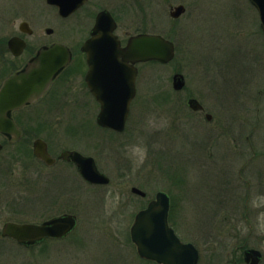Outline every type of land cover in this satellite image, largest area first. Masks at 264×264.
<instances>
[{
  "label": "rangeland",
  "instance_id": "374dc122",
  "mask_svg": "<svg viewBox=\"0 0 264 264\" xmlns=\"http://www.w3.org/2000/svg\"><path fill=\"white\" fill-rule=\"evenodd\" d=\"M178 1L188 10L175 33V58L140 65L143 78L133 109L139 116L130 119L126 131L99 126V105L92 100H42L27 108L30 119L20 120L23 138L0 152V264H157L138 255L130 228L159 190L172 197L170 224L183 241L196 245L198 264L233 259L245 264L244 244L264 254V33L259 13L249 0ZM0 7L3 17L30 16V0H0ZM51 26L53 41L75 44V21ZM76 63L77 58L71 67ZM176 72L186 76L182 91L173 88ZM189 96L205 103L213 118H194V163L173 168L172 136L180 102ZM37 137L50 143L55 156L73 148L94 157L111 182L89 184L74 166L39 163L31 155ZM176 151L179 160H187L188 152ZM11 153L18 157L13 164ZM132 186L147 196L134 194ZM66 209L78 211L80 219L66 240L25 248L1 235L8 220L37 222Z\"/></svg>",
  "mask_w": 264,
  "mask_h": 264
},
{
  "label": "flooded vegetation",
  "instance_id": "af4514ba",
  "mask_svg": "<svg viewBox=\"0 0 264 264\" xmlns=\"http://www.w3.org/2000/svg\"><path fill=\"white\" fill-rule=\"evenodd\" d=\"M179 5H184L185 9L178 17H176L174 13H176V7ZM187 10V5L183 2H179L178 0H30V16L26 14L23 16V18H18L3 17V10L0 7V92L6 80L15 73L23 70L28 65V63H30V61H32L38 55L41 48L48 47L53 43L58 42L66 44L72 52V60L70 64L56 74L49 88L40 98L37 99L38 101L28 104L22 108L10 111L9 116L14 120L18 127L22 129L24 136L25 130L20 124V120L22 121L23 119H30V113L26 111L28 107L33 106L42 100H92L99 105V111L96 115L97 120L98 114L101 110V97L110 96L114 94V92L117 93L114 84L117 85V89L122 88V81L125 78V74L122 72L123 68L120 66H118L117 70L111 68L112 66L108 62V54L111 53V50L105 45V43L101 42V44L96 40L93 42L91 49L94 55V70L91 75V81L95 88V90H93L87 80V74L89 70L88 55L87 52L83 50V45L86 43V41L90 37L103 39L107 35L108 27L110 26L111 28L112 24L115 23V28L112 31V34L119 40L120 47H125L131 36L141 33L159 34L174 42L175 33L178 32L179 29V20L187 12ZM100 15L104 23V27H101L97 34H92V31ZM71 20L75 21L79 25L78 31L73 35L74 41H76L75 44H68L64 41H61L59 38L53 41L51 36L55 34V30L51 24L60 28L61 25ZM175 50H177L176 44ZM75 58H77V63L75 66L71 67V64L74 62ZM142 63L144 64L145 62H139L135 64L137 69L135 80L136 95L130 102V111L127 118L126 127L132 117L137 118V116H139V113L136 115V113L133 112V109L135 102L139 97L138 84L143 78V73L140 69V65ZM72 89H75V91L73 92ZM189 98L196 97L189 96L188 99ZM188 99L181 100L182 102H180L182 113L177 115V132L174 131L175 133L173 134L171 141L172 149H176L180 151V153L188 152L187 160H179L178 156L176 155L177 151L175 150V156L172 159L173 168L176 167V165H178L180 162L184 164L186 163L187 167L191 166V164L193 165L194 163L192 161L193 158H195L193 133L196 117H198L200 122L202 121L203 116H205L207 121H211L213 118L212 113L208 111V106L205 103L198 100L200 105L195 109L189 105ZM208 115H211V119L208 118ZM182 120L185 122L183 123ZM110 130L117 133L126 131V129L122 132L115 131L113 129ZM220 133H223V128ZM0 137L4 138V141H0L2 144L0 152L3 151L6 146H12L14 143L18 142H10L9 138L11 135L2 131H0ZM163 137L164 135L159 136L160 139ZM45 141L47 143L49 153L56 160L53 164H48L46 161L38 158L34 154L32 148L31 155H33V157L37 159L39 163L41 162L47 165H55L60 162L62 165L65 164L74 166L81 178H83L80 174L79 166L74 162L71 156H69L68 159L61 158V154L65 150H77L81 152L80 150L73 148H63V150H61V152L55 156L51 150L50 143L47 140ZM162 141H160L161 145L164 144ZM81 153L85 156H90L84 154L83 152ZM15 154L16 153H11V156L13 157L12 164L15 162V160H18V157ZM244 180L248 182L246 178H244ZM248 184L250 183L248 182ZM257 190L258 193L263 191L262 188L261 190L257 188ZM134 194L140 196L141 198H145L147 196V192L145 196L137 193ZM262 194H264V192ZM77 212L78 211L74 209H66L56 215L37 222H20L16 220H8L4 222L2 226L1 235L4 238L11 239L20 247L25 248H34L37 245L43 243L46 244L47 242L53 240H66L67 238L73 237L74 232L79 225L80 219ZM248 212L249 209H247V213ZM63 214H72L76 216L77 225L71 232L61 238L46 236L43 240L26 246L19 243V241L14 237L3 236L2 234L5 224L8 222L41 224L46 220L61 216ZM242 247L243 261L245 264H250L252 261V258H250V261H247L245 256V251L250 248L259 249L262 252L261 260L258 263L262 264L264 254L260 248L250 247L245 244ZM235 261L236 260L233 259V261L228 262L227 264H236Z\"/></svg>",
  "mask_w": 264,
  "mask_h": 264
},
{
  "label": "water",
  "instance_id": "95a60500",
  "mask_svg": "<svg viewBox=\"0 0 264 264\" xmlns=\"http://www.w3.org/2000/svg\"><path fill=\"white\" fill-rule=\"evenodd\" d=\"M259 12L261 27L264 33V0H250ZM184 5L176 7L174 15L178 17L183 11ZM101 15L92 34H97L103 26ZM115 23L108 27L107 35L102 38L90 37L83 45L87 52L89 71L87 80L90 87L95 90L91 75L94 70L92 44L94 41L105 43L111 53L108 54V62L114 70L122 67L125 78L122 88L117 89L114 84V94L101 97V110L97 117L99 125L116 131H123L126 127L130 111V102L136 95V73L135 64L145 61H159L168 63L175 57L174 42L159 34L141 33L129 38L125 47H120V42L112 34ZM101 43V44H102ZM72 60L70 48L62 43H53L48 47L40 49L38 55L18 73L8 78L0 92V131L9 133L10 142L18 141L23 133L9 112L32 104L40 98L49 88L56 74L64 69ZM186 80L182 73L173 75V88L181 90L185 87ZM114 90L113 88H111ZM189 105L195 109L200 103L196 98H189ZM211 119V115H208ZM2 144L0 143V148ZM34 154L53 164L55 158L49 153L47 143L42 138H37L33 143ZM72 157L79 166L81 175L90 183L108 184L110 178L101 172L92 156H85L77 150H65L61 158ZM134 193L142 196L146 192L134 186ZM171 206L170 196L165 191H159L156 197L148 205L140 210L131 227V238L137 246L139 255L143 258L157 261L160 264H198L199 251L192 242H184L177 235L174 228L169 225L168 215ZM77 225L76 216L63 214L53 217L41 224L8 222L3 228V236L16 238L19 243L29 246L43 240L46 236L64 237ZM261 251L258 249H247L246 260L250 264H258L261 259Z\"/></svg>",
  "mask_w": 264,
  "mask_h": 264
}]
</instances>
